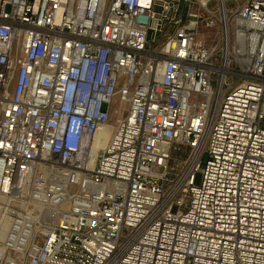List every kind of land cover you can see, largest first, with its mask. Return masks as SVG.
Wrapping results in <instances>:
<instances>
[{"label": "built area", "instance_id": "built-area-1", "mask_svg": "<svg viewBox=\"0 0 264 264\" xmlns=\"http://www.w3.org/2000/svg\"><path fill=\"white\" fill-rule=\"evenodd\" d=\"M0 264H264V0H0Z\"/></svg>", "mask_w": 264, "mask_h": 264}, {"label": "bare ground", "instance_id": "bare-ground-1", "mask_svg": "<svg viewBox=\"0 0 264 264\" xmlns=\"http://www.w3.org/2000/svg\"><path fill=\"white\" fill-rule=\"evenodd\" d=\"M257 37L255 35L252 36V42H251V49L255 47ZM99 138H106L107 137V131L101 133L98 135ZM105 142V140H104ZM104 142L102 141L101 147L104 145Z\"/></svg>", "mask_w": 264, "mask_h": 264}, {"label": "rangeland", "instance_id": "rangeland-1", "mask_svg": "<svg viewBox=\"0 0 264 264\" xmlns=\"http://www.w3.org/2000/svg\"><path fill=\"white\" fill-rule=\"evenodd\" d=\"M230 4V3H229ZM230 6V5H229ZM200 175L198 174L197 176H196V185H198L199 184V182H200Z\"/></svg>", "mask_w": 264, "mask_h": 264}]
</instances>
